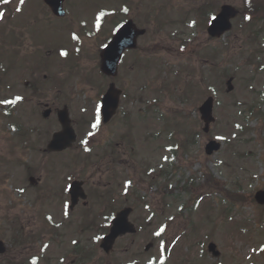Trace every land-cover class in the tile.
<instances>
[{
  "label": "rangeland",
  "instance_id": "obj_1",
  "mask_svg": "<svg viewBox=\"0 0 264 264\" xmlns=\"http://www.w3.org/2000/svg\"><path fill=\"white\" fill-rule=\"evenodd\" d=\"M207 1L148 0V8L142 11L143 21H147V24L143 25L147 34L138 40V50L136 54L128 56L127 63L130 64L136 57H141L142 60L149 58L150 61L155 60L161 64L159 67L167 66L169 76L180 77L177 87L185 89L183 86L188 79H190L188 86L194 85V95H191L194 98L192 105L181 102L176 104L174 99L170 102L165 101L162 105L164 112L172 110L170 115L176 114V118H180L179 128L173 129L171 127L173 121L165 118L162 127L144 128L142 135L149 142L160 133L164 147L168 149L173 146L171 139L174 132H177L180 141H184L194 132L198 137L191 149L188 143L190 138L182 144V154L188 153V155L177 156L174 160L177 163H173V174L167 181L172 191L178 189V204L176 200L173 203L172 200H163L162 203H158L162 197L160 191L167 183L159 179L160 176L153 174H149L148 178L144 176L148 170H160L159 159L162 155H158L157 160H153L155 156L152 155L150 163L147 164L140 160L134 161L137 168L142 166L140 168L142 172L138 174V170H135L128 176L131 183L127 206H131L133 210L130 221L137 228L139 227L138 233L133 238L117 241L115 246L117 252L112 258V264H264V207H256L257 205L252 201V197L258 190H264V98L256 96L257 91L262 92L264 96V66L261 65L264 61L258 60L264 58V38L255 56L254 45L249 44L251 35L249 32L253 28L251 30L245 25L247 23H243L244 18H238L233 21L232 31L224 39L220 42L210 40L204 33L207 24L203 27L202 25L205 22L208 23L210 17L219 11L221 5H230L242 11L246 0H214L215 4L206 8V13L210 16L199 17L201 22V28H199V20L194 11L203 8ZM188 27L192 28L193 36L197 32L203 35L194 39L191 32L187 33ZM177 33L185 34L180 36L181 40L192 37L188 49L186 43L180 42ZM76 36L73 27L52 28L47 30L40 39L51 44H64L69 50L85 48L84 44L73 43ZM22 43L23 46H19L14 57V60L19 62L16 64L11 85L9 84L12 91L10 92L9 88L4 97L11 95V99L14 96L24 99L14 110L16 118L22 124L23 118L26 122L35 124L38 130V136H34L35 145L41 147L50 135L58 130V126L55 121L37 119V108L35 106L30 108V104L26 101L30 97V92L23 87L24 82L37 80L33 85L35 93L46 96L47 100H53V102L49 101L50 103H66L74 119L82 115L80 111L82 108L93 116L95 108L91 101L101 90H106L110 82L98 74L95 51L91 48L86 49L80 61L82 70L77 67L71 73L67 71L66 75L60 76L63 65L55 63L53 58L48 63L21 64L24 60L31 59L29 55L32 46L28 36H25ZM95 48L99 50L98 47ZM192 49H197L199 55L197 52L194 54ZM213 49H218L219 52H213ZM47 50L41 51L43 53ZM79 53H70L69 62L77 59ZM207 57L210 60H205ZM156 70L157 66L150 68V72ZM158 73L162 74V70ZM35 74L37 77L33 79ZM261 76L262 81L257 83ZM247 78L253 79L250 90L244 89L250 87V84H247L250 80L245 81ZM166 79L170 81L171 77ZM229 79L232 80V92L226 91L225 83ZM150 80L156 82L157 86L152 85L155 86L154 89H157L163 79L152 76ZM218 81L220 83L216 84ZM183 82H185L184 85ZM197 84L198 87H196ZM184 89L180 91L181 94ZM71 95L74 96L73 103H70ZM165 95L168 94L165 93ZM210 96L215 99L216 123L211 126L209 134L204 135L201 132L202 125L199 122L197 110ZM155 99L156 97L153 98L151 94H147L149 102L152 103ZM136 102L133 101L132 106L139 107L140 110L142 105ZM126 104L125 101L123 106ZM249 107H252L251 116H254L252 119L248 115ZM239 113L240 116H238ZM241 118L246 125L243 138L247 143L240 149L239 155H244L245 158L228 155L226 147L214 156L206 157L205 144L214 140L223 145L225 140L234 139L233 125ZM22 143L15 137L12 128L4 125L3 133H0V220L3 222V234L7 241H11L14 235L11 229L13 221L7 223L10 217H17L18 214L24 213L25 220L21 223L28 227L27 232H29L34 230L33 216L36 223L37 216L45 212L57 211V209L30 208L22 199H15L19 188L28 185L25 179L28 170L37 175L36 168L42 169L44 163L37 152H27L25 149L27 144L22 145ZM148 145L144 143L143 149L148 150ZM158 163L159 167H157ZM204 173H210L216 183L208 184L204 179ZM128 177L123 178L122 175L118 178L126 181ZM190 178L194 180L193 194L182 191L186 186L185 182ZM151 193L156 194V197H152ZM28 196V200H33L30 193ZM143 197L145 199H141ZM119 206L117 205L116 208ZM104 215L108 217L105 213H101L98 221L102 229L105 223L101 218ZM162 228L163 231H161ZM193 228H196L197 233L193 232ZM81 236L82 244L87 248L88 258L91 251L94 253L98 250L99 239L97 241L93 234L82 233ZM159 237L160 240H157ZM210 242L214 243L219 251L220 256L217 259L206 252ZM149 243L154 247H151L148 253H144V247ZM71 249V245L64 243L61 247L62 255ZM124 251L127 252L124 254ZM96 254L99 257L102 256L101 253ZM57 256L58 251L50 248L47 258L55 260ZM12 258L15 259V256H9V259ZM69 262L70 260L66 261L67 264ZM0 264H6V260L1 259Z\"/></svg>",
  "mask_w": 264,
  "mask_h": 264
},
{
  "label": "water",
  "instance_id": "obj_2",
  "mask_svg": "<svg viewBox=\"0 0 264 264\" xmlns=\"http://www.w3.org/2000/svg\"><path fill=\"white\" fill-rule=\"evenodd\" d=\"M235 15V12L230 8H225L223 10V13L221 15V17L218 19V21L216 22L217 25L223 24L224 22L225 27H228L227 24V20L230 17H233ZM132 39L134 38L135 34L134 32L131 33ZM119 39V36L116 38V40ZM115 40V41H116ZM120 44H114L110 47V52L107 54V59H110L114 54H116L119 50H120ZM211 105V101L209 100L204 106L203 109L201 110L202 114H203V119L206 123L212 121L211 117H209L210 114V106ZM130 228V227H129ZM125 230H127V223H126V218H125V214H122L121 216H118L117 219L114 222V227L111 230V234L109 237H107L102 244V247L107 251L111 248V245L113 243V240L115 239V237L118 234L123 233ZM130 232L132 231L131 228L129 230Z\"/></svg>",
  "mask_w": 264,
  "mask_h": 264
},
{
  "label": "snow or ice",
  "instance_id": "obj_3",
  "mask_svg": "<svg viewBox=\"0 0 264 264\" xmlns=\"http://www.w3.org/2000/svg\"><path fill=\"white\" fill-rule=\"evenodd\" d=\"M10 2H11V0H3V3H5V4H8ZM20 3L23 4L24 3V0H20ZM17 11H19V9H17ZM3 16H4V13L3 12H0V19H2ZM212 19L215 20L216 18L213 17ZM60 54L61 55H67V53H64V52H61ZM19 99H20V97H17V100H19ZM0 102H2V103H15L16 101H0ZM101 108H102V105H97L96 106V124H93L92 125L93 128L97 127V125L100 122V112H101ZM161 231H163V229H161ZM157 235H159V233H157Z\"/></svg>",
  "mask_w": 264,
  "mask_h": 264
},
{
  "label": "flooded vegetation",
  "instance_id": "obj_4",
  "mask_svg": "<svg viewBox=\"0 0 264 264\" xmlns=\"http://www.w3.org/2000/svg\"><path fill=\"white\" fill-rule=\"evenodd\" d=\"M72 10H75V9H72ZM89 15H93L94 14V12L93 11H89V13H88Z\"/></svg>",
  "mask_w": 264,
  "mask_h": 264
}]
</instances>
